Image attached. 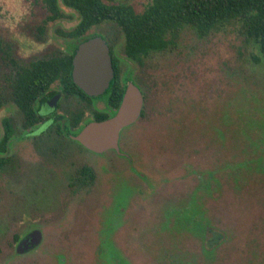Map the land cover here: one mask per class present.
Listing matches in <instances>:
<instances>
[{
	"label": "rangeland",
	"instance_id": "1",
	"mask_svg": "<svg viewBox=\"0 0 264 264\" xmlns=\"http://www.w3.org/2000/svg\"><path fill=\"white\" fill-rule=\"evenodd\" d=\"M59 8L62 17L48 22L41 0H0V39L14 58L70 51L76 40L64 33L79 17L60 1ZM89 32L110 40L121 77L140 88V117L120 132V154H96L66 135L28 133L15 108L0 110V134L7 117L15 136L0 169V264H264L258 47L237 22L203 37L183 25L173 45L138 64L124 57L114 23ZM77 102H61L59 113ZM105 103L93 100L83 122ZM82 166L94 179L75 187ZM33 230L39 244L18 253V241Z\"/></svg>",
	"mask_w": 264,
	"mask_h": 264
},
{
	"label": "trees",
	"instance_id": "2",
	"mask_svg": "<svg viewBox=\"0 0 264 264\" xmlns=\"http://www.w3.org/2000/svg\"><path fill=\"white\" fill-rule=\"evenodd\" d=\"M59 1L79 17L76 26L64 36L80 42L86 39L88 35L85 34L91 28L102 22H114L123 32L127 55L137 61L141 56L173 45L183 25L193 27L203 37L232 22L238 23L241 35L246 41L253 42L264 57V0H143L141 10H136L130 4H110L104 0H41L48 11V22L62 17ZM71 69L72 53L48 58L16 59L11 46L0 39V110L15 108L21 115L22 128L27 129L28 133L32 134L38 129V134H63L59 127L53 128V120L43 119L40 109L47 92L57 81L64 95L76 91L82 101H89L73 83ZM114 84L112 82L109 91L114 89ZM116 96L112 103L114 106L120 100ZM14 138L11 119L5 117L0 134V169L10 161ZM93 179L91 169L82 166L73 185L86 187Z\"/></svg>",
	"mask_w": 264,
	"mask_h": 264
},
{
	"label": "water",
	"instance_id": "3",
	"mask_svg": "<svg viewBox=\"0 0 264 264\" xmlns=\"http://www.w3.org/2000/svg\"><path fill=\"white\" fill-rule=\"evenodd\" d=\"M113 77V69L108 47L101 37L89 38L78 45L72 57L71 79L88 96L102 95ZM143 98L139 90L130 85L122 103L113 117L104 121L88 123L74 139L87 150L101 154L114 150L119 152L120 132L134 124L140 117ZM41 234L38 230L29 233L17 247V252L26 242L25 249L39 244Z\"/></svg>",
	"mask_w": 264,
	"mask_h": 264
},
{
	"label": "flooded vegetation",
	"instance_id": "4",
	"mask_svg": "<svg viewBox=\"0 0 264 264\" xmlns=\"http://www.w3.org/2000/svg\"><path fill=\"white\" fill-rule=\"evenodd\" d=\"M109 22H111V21H109ZM112 23H114V22H112ZM114 24L119 28V26L116 23H114ZM121 32H122V30H121ZM89 33L90 32L87 31L85 35L86 36L87 35L89 36L90 35ZM122 34H123V32H122ZM88 36L86 37V39H84V40H82L80 42L76 41V43L72 45V47H71V49H70L69 52H65V51H54L52 53L49 52L46 56L28 58V59L48 58V57H52V56H55V55H60L61 53H68V54H71L72 53V57H73L76 48L83 41H85V40H87L89 38H93V37H101L105 41V43H106V45L108 47L109 56H110V59H111V65H112V69H113V77H112V79H111V81L109 83L108 88H110V86H111V84L113 82V83L116 84V86L114 87V89H112V90L109 91L108 88H107L106 91L102 95H99V96H88V95H86L84 93L89 98V101H82L79 93L76 92V91H74V93H72V94L64 95L63 94V91H62L61 84H60V82L57 81V82H55V83L52 84L49 92H47V94H46V98L44 99V103L41 105V107L46 106L48 108V110H49V113H47L46 115H44L43 116V119L53 120L54 121L53 128L55 129V128H58L59 127V129L62 130V132H63V134H60V135L55 134V133H53V134L56 135V136H64V135H66V136H68V138L71 141H73L74 143L80 145L81 147H83V146L80 143H78L74 139V137L88 123L98 122V121H104V120H106V119H108L110 117H113L116 114V112L118 111V109H119V107H120V105L122 103V100L124 98V95L126 93V90H127V88L130 85L135 86L139 90V92L141 93V96L143 98V95H142V92H141L140 88L136 85V83L134 81H132V80H126L125 81L121 77L120 71H119L120 59L117 57V55L115 53V48L110 43V40L107 37L104 38L103 36H101L100 33H96V32H95V34H91L89 37ZM123 38H124V35H123ZM123 43H124V45H123L124 57L126 59H128V60L135 61L138 64H141L142 63V60H143V58L145 56H141L139 61H137V60L129 57L127 55L126 51H125V38H124ZM72 50H73V52H72ZM25 60H27V59H25ZM78 90H80V89L78 88ZM113 90H114V94H113ZM117 94L119 96H116ZM115 96H116V99L117 98H120L119 102L117 103V106H114L112 104L113 101H114V97ZM71 98H76L78 100V102L76 103V106H70V105H68L69 107L62 108V111H64V112H63V114H60L59 113V109H61V102H65V101H67V100H69ZM100 99H105V101H106V103H105V111H99V110L98 111H93V112H91L92 113L91 119L88 120L87 122H83V116H84L86 110H88V107L90 106V103L93 100L97 101V100H100ZM73 132H75L76 134L75 135H72L71 133H73ZM39 134H45V133H39ZM84 149L87 150L86 148H84ZM87 151H89V150H87ZM116 153L117 154H120L119 152H116ZM28 235H26L24 238H22L21 240H19L18 241V245L23 240L27 239ZM28 243L29 242H26V244L24 246H26V245L28 246ZM18 245H17V247H18ZM24 246L22 247L24 250H28V249H31L32 248L31 247V248L25 249Z\"/></svg>",
	"mask_w": 264,
	"mask_h": 264
}]
</instances>
